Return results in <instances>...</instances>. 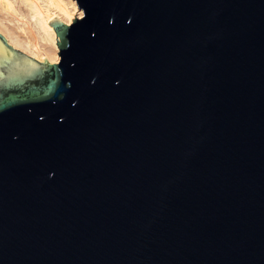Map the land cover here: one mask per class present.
Returning <instances> with one entry per match:
<instances>
[{"label":"water","instance_id":"95a60500","mask_svg":"<svg viewBox=\"0 0 264 264\" xmlns=\"http://www.w3.org/2000/svg\"><path fill=\"white\" fill-rule=\"evenodd\" d=\"M75 2L0 33V264H264V0Z\"/></svg>","mask_w":264,"mask_h":264},{"label":"bare ground","instance_id":"6f19581e","mask_svg":"<svg viewBox=\"0 0 264 264\" xmlns=\"http://www.w3.org/2000/svg\"><path fill=\"white\" fill-rule=\"evenodd\" d=\"M53 16L70 25L83 12L75 0H0V33L14 49L58 63L56 33L47 23Z\"/></svg>","mask_w":264,"mask_h":264}]
</instances>
